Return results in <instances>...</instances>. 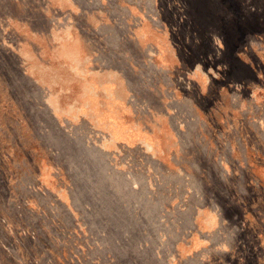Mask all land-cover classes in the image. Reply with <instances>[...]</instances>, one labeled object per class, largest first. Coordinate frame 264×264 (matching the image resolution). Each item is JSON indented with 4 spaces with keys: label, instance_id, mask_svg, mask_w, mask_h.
Returning a JSON list of instances; mask_svg holds the SVG:
<instances>
[{
    "label": "crops",
    "instance_id": "obj_1",
    "mask_svg": "<svg viewBox=\"0 0 264 264\" xmlns=\"http://www.w3.org/2000/svg\"><path fill=\"white\" fill-rule=\"evenodd\" d=\"M131 21L125 0H0V183L12 181L18 191L37 178L50 195L74 197L76 228L144 226L131 216V182L141 187L147 181L146 175L129 171L132 146L151 143L161 165L203 166L211 163L210 149L231 148L228 156L250 167L247 179L257 182V188L264 183V87L251 84V104L245 107L241 84L233 125L204 124L209 116L196 109L203 122L198 126H148L142 112L146 106L134 102L163 100L164 85L174 98L179 79L172 73L168 83L156 70L148 75L146 54L152 50L132 44ZM251 65L253 81L261 65ZM191 147L202 149V156L179 155ZM210 177L154 173L161 207L155 227H169L172 243L189 245L188 250L200 243L189 240L195 226H212L192 195L196 182ZM259 193L251 202L259 203ZM251 207L253 224L258 207ZM113 235L108 232L102 243H115L109 241ZM222 240L215 232L209 244Z\"/></svg>",
    "mask_w": 264,
    "mask_h": 264
},
{
    "label": "rangeland",
    "instance_id": "obj_2",
    "mask_svg": "<svg viewBox=\"0 0 264 264\" xmlns=\"http://www.w3.org/2000/svg\"><path fill=\"white\" fill-rule=\"evenodd\" d=\"M125 2L130 5L132 44L152 50L146 54L148 75L156 70L168 83L172 73L179 79L174 98L164 85L163 100L134 102L146 106L142 112L147 125L157 127L160 122L161 130L198 126L203 122L195 116L196 109L209 116L204 124L233 125L241 84L245 107L251 104V84L264 87V0ZM251 63H263L253 81ZM146 145L132 146L129 162L130 172L147 176L141 187L131 182V216L144 226L111 230L109 241L115 243H102L110 230L75 227L74 197L50 195L37 178L30 181V188L18 191L12 189V181H1L0 264H264V183L257 188V182L247 179L250 167L236 164L228 156L231 148L227 153L219 147L210 149L211 163L205 166L171 161L161 165L152 144ZM179 155L202 156V149L184 148ZM156 172L211 173L210 180L200 181L203 187L196 182L192 195L206 211L204 221L208 217L212 226L210 230L203 226V232L195 226L189 240L200 243L191 250L189 245L172 243L169 227H155L161 208L154 189ZM257 190L258 204L251 202ZM251 206L258 207L253 224ZM215 232L223 240L210 245Z\"/></svg>",
    "mask_w": 264,
    "mask_h": 264
}]
</instances>
